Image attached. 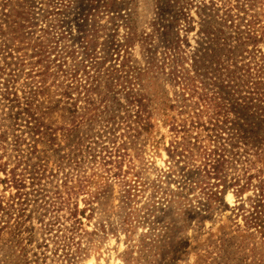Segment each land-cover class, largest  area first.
<instances>
[{
  "label": "rangeland",
  "instance_id": "obj_1",
  "mask_svg": "<svg viewBox=\"0 0 264 264\" xmlns=\"http://www.w3.org/2000/svg\"><path fill=\"white\" fill-rule=\"evenodd\" d=\"M61 1H66L67 6L64 7ZM92 1L96 3L92 4ZM92 1L12 0L3 11L8 17L0 13V41L5 43L0 53L11 50L16 58L6 61L14 64L11 69L17 76V95L24 100L28 94L23 84L41 81L43 67H48L46 82L41 84L39 93L32 96L37 110L44 115L45 123L56 129L55 141H40L36 145V154L28 155L30 149L26 145L15 151L17 136L21 134L27 144L31 142L30 137L23 127V115L20 114V120L15 121L16 109L9 108L10 104L0 96V135L5 137L4 148L0 144V163L7 164L6 170L16 166L18 155L27 159L35 156L49 169L55 170L58 156L67 154L69 145L79 136L94 137L106 122L111 130H115L114 137H110L111 142L105 139L109 134L101 133V141L89 144L97 151L96 154L102 148L111 152L112 163L102 167L98 157L92 162L90 157L87 158L88 151L80 152L78 158L74 157L76 164H73V169L66 170L71 181L65 189L59 187L65 200L62 210L54 215L67 218L70 210L76 211L79 224L76 225L75 242L79 248L63 250L64 228L55 225L51 233L45 232L38 211L29 204L24 213L19 214L15 221L14 215L7 225L3 226L6 218L0 217V264H264V236L259 228L250 224L249 218L251 206L257 201L264 210V194L261 195L258 189L262 186L264 191L263 119L254 115L252 109L246 110L235 104L230 108L229 117L240 129L245 144L235 149L237 161L226 165L223 180L210 179L207 186H197L194 181L198 180L200 173L198 157L191 160L188 152L181 157L173 151L174 141L182 143V139H174L170 123L166 121L173 112L162 110L168 101L174 104L176 87L160 73L161 70H155L156 74L147 77L152 114L150 127L140 134L127 133L126 126L120 125L126 113L117 106L119 102L125 103L124 91L119 86L103 96L101 103L97 95L102 94L99 91L107 90L106 83H110L106 71L111 73L122 60L124 49L118 58L116 55L111 57L113 50L109 49L115 24L119 26L115 40L131 39L126 58L129 66L133 67V73L148 66L151 54L160 60L165 41L154 31L165 26L160 10L166 0H112L114 4L110 9L102 7L105 0ZM54 5L61 9L59 15L45 17ZM179 5L185 7L183 11L188 15L187 20L180 21L175 29L181 40L180 47L188 57L185 67L189 68L190 59H195L201 52L198 69L206 92L216 89L212 84L214 76L223 78L227 75L236 80L234 78L240 74L237 68L251 60L242 50H251L252 47H244L241 41L232 37L225 42L211 41L208 37L209 32H215L213 9L220 11L222 0H183ZM202 6L209 9L203 11ZM16 8L23 11L21 16H25L26 8L32 14V21L24 24L21 32L17 31V22L14 21ZM255 10L263 25L264 0L256 5ZM94 28H99L95 36L96 60L103 62V68L97 78L98 93L92 92L90 97L99 103V110L95 119H88V113H83L87 99L82 94L77 97L73 92L71 101L60 99L64 76L58 72L59 58L56 52L48 55V59L42 57L38 54V45L46 43L47 38H54L57 42L51 45L57 52L74 50V57L66 56L62 67L69 72L73 69L75 57L77 61L85 58L84 38ZM259 49L264 52V43L259 45ZM233 83L235 81L229 86ZM226 99L229 100L228 97ZM70 104H75V109ZM72 112H76L74 117L78 116L76 121L81 122L80 117L83 118L79 133L64 132L70 127ZM101 156L106 159L104 152ZM104 168L109 172H104ZM20 170L21 166L17 169L18 174ZM114 173L119 176H114ZM5 174L0 169L1 180L9 177ZM55 179L57 182L49 188L51 192L54 190L52 186H60V179L64 178L58 174ZM125 182L129 186H124ZM131 186L136 190L130 189L131 195L127 199L125 191ZM70 187L72 189L68 192ZM0 192L7 198L15 190L0 183ZM47 221L44 220V224ZM58 228L61 231L56 232Z\"/></svg>",
  "mask_w": 264,
  "mask_h": 264
},
{
  "label": "trees",
  "instance_id": "obj_2",
  "mask_svg": "<svg viewBox=\"0 0 264 264\" xmlns=\"http://www.w3.org/2000/svg\"><path fill=\"white\" fill-rule=\"evenodd\" d=\"M176 1L173 3V0H166L162 3L163 9L160 10L161 19L165 22V26L160 29L157 27L154 31V34H159L165 41L162 57L158 60L154 54H151L148 58V66L143 70H138V72L133 73V67L129 66L128 58H126V50L130 48L131 39L127 37L123 40H115L119 30V26L115 24L109 49L113 50L111 57L116 55V58L121 56L120 52L124 49L121 56L122 60L118 68H112L111 73L109 70L106 71L110 83H106L107 90L99 91L102 94L97 95L100 98L99 103H101L103 96L108 94L113 88L119 86L124 91L125 103L119 102L117 106L126 113L120 125L126 126L127 133L132 131L140 134L141 131H146L150 127L152 114L150 109L152 99L147 89L149 85L147 77L153 73L156 74L155 70H161L160 73L166 75L173 87H176L173 94L174 104L168 103V101V104L164 105L165 109L162 110V112H173L170 119H166V121L170 123L174 139H182V143L174 141L175 146L173 147V151L181 157L188 152L191 160H195L194 157L196 156L198 157V170L200 173L198 174V180H195L194 183L199 187L203 185L207 186L210 179L223 180L226 165L237 161L235 157L238 152H235V149H239L241 145L245 144L240 129L235 126V122L229 117L230 108H233L235 104L246 110L252 109V111H255L253 112L254 115L263 119L262 122H264V52L259 49V45L264 43V24H260L262 21L259 18V13L255 10L256 5L258 3L261 4V0H222V9L220 11L213 9L215 11L213 20L215 32L208 33V37L211 38L210 40L225 42L227 38L232 37L241 41L244 47L251 46L252 49L248 50L244 48L242 50V52L248 54L251 60L237 68L240 74L234 78L236 80L227 75H223V78L221 76H214L212 84L216 89H212L210 92H206L200 69H198V64L202 59V57L198 56L202 55L201 52L195 56V59H190L191 63H188L189 68L185 67V61H188V57L187 54L184 55L180 47L181 40L176 35L175 29L179 26L180 21L187 20L188 15L183 11L185 7L179 5V1L183 0ZM52 2L54 3V1ZM65 2L61 1L64 7L67 6ZM10 3H12V0L0 1V13L4 17H8L7 14H3V11L6 10V7L10 6ZM91 3L95 4L96 2L92 1ZM113 4L112 0H105L102 7L110 9ZM201 8L204 9L203 11L209 9L205 6ZM26 10L24 12L25 16H21L20 14L23 11L17 8L14 13V21L17 22L16 27L18 32H21L24 24H30L32 21V14ZM60 10L59 7L54 5L45 17H56L59 15ZM98 32L99 28H94L86 34L84 38L85 45L83 46L85 58L77 61L75 57V64L69 72L62 70V67L66 63V56L74 57V50L63 51L62 53L57 52V49L54 48L55 46L51 45L57 42H54V38H47L46 43L38 45V54L42 57L44 56L48 59V55L56 52V57L59 58L58 62L60 65L57 66L58 72L61 71V75L64 76V87L60 94L64 98L60 97V99L71 101L73 92H76L77 97L82 94L83 98L87 99L85 101L86 108L83 113L84 115L88 113V119L94 118L99 110V103L90 98L92 92L98 93L99 80L97 78L99 77L100 69L103 68V62L96 60L98 58L96 55L97 37L95 36ZM145 39L147 40V38ZM4 46V41H0V51ZM16 50L18 51V48ZM12 57L14 58L13 51L11 50H2L0 53V96L3 101L10 104L9 108L16 109L13 117L15 121L20 120V114L23 115L25 123L23 127L26 128V133L30 137L31 142L27 144L21 134L17 137L15 136L16 140L14 142L17 147L15 151H19L20 146L26 145L30 149L28 155L32 156V154L37 153L36 145L40 141L46 140L51 143L56 139V129L52 128L50 124L45 123L44 115H42L41 110H37L32 96L38 94L40 89H42L40 88L41 84L43 85L46 82L45 78L48 67H43L41 81L30 82L31 85L29 83L23 84V88L24 90L27 89L26 94H28L23 97V100L17 95L15 90L17 89L16 84L18 81L17 76L13 74L14 71L11 69L13 63L6 61L7 59H12ZM30 77L33 78L31 74ZM224 77H227V79H224ZM233 81H235L233 86H229V83ZM37 83L39 85H35ZM242 94L245 96H242ZM225 97H228L229 100ZM240 100L241 102L238 104ZM70 106L75 109V104H70ZM75 113L72 115L70 127L64 131L65 133L80 132L83 126V118L82 116L80 117L81 122L76 121L78 116L74 117ZM114 131L110 129L108 122H106L94 137L79 136L76 139L77 143L71 142L69 145L70 151L67 154L64 153L62 156H58L55 170L53 168L52 170L49 169L46 164L39 161L35 156L32 158L28 156L27 159L24 156L18 155L16 166L8 171L6 170L7 164L0 163L1 171L6 173L5 175H9L8 178L0 179V183L10 185L15 190L7 198L0 192V217L1 219L6 218L3 221V226L7 225L14 215L15 221L18 215L24 213L25 208L30 204L35 211H38L39 217L42 218L41 223L45 226V232L51 233L55 225H58L59 228H64L66 234L64 243L61 245L63 250H71L73 247L79 248L78 243L75 242V234L78 231L76 225L79 224L78 219H76V211L70 210L67 218L54 215L62 210V204H64L65 200L59 187H64L65 189L68 181H71L68 171L73 169V164H76L74 157L78 158V153L80 152L86 153L88 151L87 158L90 157L92 162H95L98 157L99 162L102 163V167H107L112 163L110 160L111 152H107L106 148H102V151L96 154L97 151L89 144L92 141H101L103 136L100 135L101 133L109 134V136L106 137L105 135L104 137L111 142L110 137H114ZM4 142L5 137L2 134L0 135L1 147ZM178 149H181V151H178ZM102 152H104L106 159L109 160L101 156ZM107 153L109 154L108 156ZM33 160L35 161L33 162ZM19 166L22 167L20 174L17 173ZM66 170L68 171L66 172ZM22 171L24 174H22ZM104 172L108 173L109 170L104 168ZM58 174H62L64 179H60V186L57 184L53 185L52 188L54 190L51 192L49 188L53 182H57L55 178H57ZM114 176H119V174L114 173ZM124 184V186H129L126 182ZM71 189L70 187L68 192ZM130 189L136 190L132 186L128 188L125 191L127 199L131 195ZM258 189L262 193L261 195H263L262 186ZM29 196H31V199H28ZM261 199L263 200L262 197ZM261 206L260 201L254 203L251 206L252 211L249 214V218L250 224L255 228H259V232L264 236V210L261 209ZM51 215L53 216L51 217ZM46 219L48 221L44 224V220ZM60 219H64V223L60 222ZM69 221L70 223L67 224ZM16 224H18L17 221ZM59 228L56 229V232L61 231Z\"/></svg>",
  "mask_w": 264,
  "mask_h": 264
}]
</instances>
